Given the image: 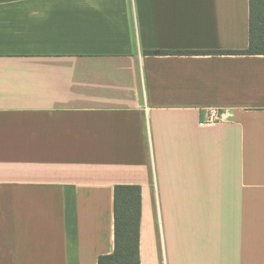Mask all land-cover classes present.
Wrapping results in <instances>:
<instances>
[{
  "label": "crops",
  "instance_id": "crops-1",
  "mask_svg": "<svg viewBox=\"0 0 264 264\" xmlns=\"http://www.w3.org/2000/svg\"><path fill=\"white\" fill-rule=\"evenodd\" d=\"M250 15L0 0V264H98L117 185L140 187L141 264H264V54L229 52Z\"/></svg>",
  "mask_w": 264,
  "mask_h": 264
},
{
  "label": "trees",
  "instance_id": "trees-1",
  "mask_svg": "<svg viewBox=\"0 0 264 264\" xmlns=\"http://www.w3.org/2000/svg\"><path fill=\"white\" fill-rule=\"evenodd\" d=\"M235 53L264 54V0H251L250 42ZM140 187H115V250L101 255L98 264H141Z\"/></svg>",
  "mask_w": 264,
  "mask_h": 264
},
{
  "label": "built area",
  "instance_id": "built-area-1",
  "mask_svg": "<svg viewBox=\"0 0 264 264\" xmlns=\"http://www.w3.org/2000/svg\"><path fill=\"white\" fill-rule=\"evenodd\" d=\"M231 118L227 112L221 111L218 108H210L206 110L201 124L208 126L216 123H224L228 122Z\"/></svg>",
  "mask_w": 264,
  "mask_h": 264
}]
</instances>
